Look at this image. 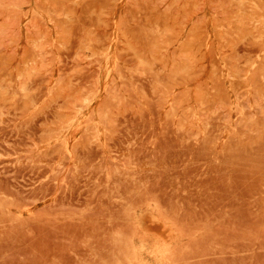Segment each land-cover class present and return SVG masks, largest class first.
<instances>
[{
	"label": "rangeland",
	"instance_id": "obj_1",
	"mask_svg": "<svg viewBox=\"0 0 264 264\" xmlns=\"http://www.w3.org/2000/svg\"><path fill=\"white\" fill-rule=\"evenodd\" d=\"M0 264H264V0H0Z\"/></svg>",
	"mask_w": 264,
	"mask_h": 264
}]
</instances>
